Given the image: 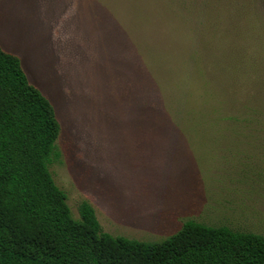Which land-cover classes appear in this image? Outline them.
<instances>
[{
  "label": "rangeland",
  "instance_id": "rangeland-1",
  "mask_svg": "<svg viewBox=\"0 0 264 264\" xmlns=\"http://www.w3.org/2000/svg\"><path fill=\"white\" fill-rule=\"evenodd\" d=\"M29 33L72 217L86 200L131 239L187 219L264 235V0H0L1 46Z\"/></svg>",
  "mask_w": 264,
  "mask_h": 264
},
{
  "label": "trees",
  "instance_id": "trees-1",
  "mask_svg": "<svg viewBox=\"0 0 264 264\" xmlns=\"http://www.w3.org/2000/svg\"><path fill=\"white\" fill-rule=\"evenodd\" d=\"M60 131L50 100L0 46V264H264V235L185 220L155 242L103 231L89 201L71 215L48 164Z\"/></svg>",
  "mask_w": 264,
  "mask_h": 264
},
{
  "label": "crops",
  "instance_id": "crops-1",
  "mask_svg": "<svg viewBox=\"0 0 264 264\" xmlns=\"http://www.w3.org/2000/svg\"><path fill=\"white\" fill-rule=\"evenodd\" d=\"M6 17H8V16H6ZM36 35H37V33L36 32H34ZM34 33H29L28 34V37H27V39H29V38H31V37H34V40L33 41H28L26 44H24L23 46H22V48L19 50L20 51V53L22 54V56L18 53V52H16V53H18L19 55H18V57L20 58V62H21V58H22V60H23V62H24V67H23V62H21V66H22V68H23V70L24 69H26V72H27V74H28V76H27V74H26V72H25V70H24V72H25V74H26V77H27V79H28V81L30 82V83H32L33 85H35L33 82H35V83H37L38 85H39V87L44 91V93L47 95V91H46V88L44 87V84L42 83V84H40V83H38V81L36 82V81H34V79H32V76H31V70L29 71V73H28V71H27V68H30V65H34L33 64V62L31 63V61L32 60H34V56L36 57V55L38 56V57H40L39 55H38V53H37V51H38V47L37 46H35V44H34V42H35V38L37 37ZM11 34V33H10ZM0 38H1V36H0ZM0 46H1V44H0ZM2 47V46H1ZM7 47V46H6ZM3 48V47H2ZM4 49V48H3ZM9 49H11V48H9ZM5 50V49H4ZM12 50V49H11ZM7 51V50H6ZM13 52H14V50H12ZM35 51H36V53H35ZM8 52H10V51H8ZM13 52H11V53H13ZM15 54V53H14ZM17 55V54H16ZM32 55V56H31ZM25 57H28L29 58V63H27L26 62V60H25ZM40 62H41V60H40ZM27 66H26V65ZM36 86V85H35ZM37 87V86H36ZM38 88V87H37ZM39 89V88H38ZM40 90V89H39ZM48 96V95H47ZM51 102V101H50ZM52 103V102H51ZM53 105V104H52ZM53 108H54V106H53ZM54 112H55V109H54ZM55 116H56V114H55ZM57 119V118H56ZM59 122V121H58ZM59 125H60V123H59Z\"/></svg>",
  "mask_w": 264,
  "mask_h": 264
}]
</instances>
